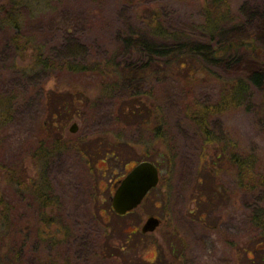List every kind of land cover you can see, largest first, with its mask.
<instances>
[{
  "label": "rangeland",
  "instance_id": "obj_1",
  "mask_svg": "<svg viewBox=\"0 0 264 264\" xmlns=\"http://www.w3.org/2000/svg\"><path fill=\"white\" fill-rule=\"evenodd\" d=\"M5 1L0 214L10 227L0 234V264H264V86L206 116L208 133L188 109L216 106L258 57L251 48L217 63L199 54L188 82L176 63L148 59L135 43H158L150 37L160 25L188 43L244 35L259 49L264 0H39L14 11L20 47L2 19ZM37 46L50 66H37ZM98 61L102 72L91 69ZM73 62L87 70H70ZM232 154L250 159L249 173H236ZM145 158L159 182L118 215L114 185ZM149 215L161 224L142 234Z\"/></svg>",
  "mask_w": 264,
  "mask_h": 264
},
{
  "label": "trees",
  "instance_id": "obj_2",
  "mask_svg": "<svg viewBox=\"0 0 264 264\" xmlns=\"http://www.w3.org/2000/svg\"><path fill=\"white\" fill-rule=\"evenodd\" d=\"M38 1L39 0L5 1L6 6H4V11L6 16H4L2 19L12 29V41L15 43V45H17V47H20V45H22L19 44L21 18L16 13H14V11L15 9H18L17 6H31V4H37ZM219 19L214 20L212 22L210 21L207 24L206 30L211 33L216 32L218 29V22L221 20ZM262 24L264 30V22ZM152 31L154 35L152 34L150 38L157 41L159 40L158 43L149 42L146 40V37L143 36H138L136 38L135 43L147 52L148 59H151V57L154 59H157L158 57H164V59H166L168 63H176L175 65L177 69L185 70V77L188 82H192L196 78H194V76L200 65L196 56L199 54L201 57H203L204 60H207L208 62L212 63H217L222 61V57L226 56L228 51L231 49L236 50L238 48H251L253 51L249 54L255 55L258 57V59H260L259 61L258 59H255L250 56L252 58L253 64H255L254 67H250L241 71L237 70L238 73L240 72V74L237 75L238 77H235L233 79V82L228 87V95L221 101H218L216 106L205 105L200 107L199 109L193 106L188 108L190 112V117L196 123L200 131L203 133H208V120L206 121V116H209L216 110L219 111L218 109L223 107V105H238L250 93L249 87L255 86L257 88H261L264 86V46L257 49L256 46L253 44V40L251 38H248L249 36L234 35L228 38L223 44H220V40H217L220 45L216 44L217 46H215L210 42L188 43L187 39L189 36L186 35V33L179 31L178 29L166 30L162 26L156 25L152 27ZM220 34H222V32H220ZM261 34L264 35V31ZM182 39H184L185 43L180 42ZM35 60L37 61V66L40 65L43 68H46L51 65L49 57L44 55L41 46H37V54L35 55ZM67 67L70 70H87V66L85 64L77 62L69 63ZM91 69H99V71L102 72L103 67L101 65V62L98 61L95 65H91ZM248 161H250L249 158H244L243 160H241L237 158L234 154H232L231 156V164L234 166V169L238 174H241L244 170H246V173L249 171ZM246 179H248L249 181V176H247ZM259 185L263 190L264 200V176L259 180ZM36 196L38 198L44 197L42 188H39L38 186ZM258 219H261L260 214L258 215ZM261 226L262 228H264V223H262ZM9 227L10 225L6 221V217L3 214H0V234L3 235L5 233H3V231Z\"/></svg>",
  "mask_w": 264,
  "mask_h": 264
},
{
  "label": "water",
  "instance_id": "obj_3",
  "mask_svg": "<svg viewBox=\"0 0 264 264\" xmlns=\"http://www.w3.org/2000/svg\"><path fill=\"white\" fill-rule=\"evenodd\" d=\"M76 123H72L69 130L74 132ZM160 172L157 165L151 160H140L134 164L126 174L118 180L111 195V207L119 215H123L137 208L147 192L157 186ZM161 224V219L149 215L140 226L142 233L154 231Z\"/></svg>",
  "mask_w": 264,
  "mask_h": 264
},
{
  "label": "flooded vegetation",
  "instance_id": "obj_4",
  "mask_svg": "<svg viewBox=\"0 0 264 264\" xmlns=\"http://www.w3.org/2000/svg\"><path fill=\"white\" fill-rule=\"evenodd\" d=\"M116 185V184H115ZM115 185H114V187H115ZM147 196V195H146ZM141 204V203H140ZM136 209V208H135ZM134 210V209H133ZM133 210H131V211H133ZM131 211H129V212H131ZM129 212H127V213H129ZM127 213H125V214H127ZM124 215V214H123ZM141 232V231H140ZM142 233V232H141ZM149 233V232H148ZM142 234H146V233H142Z\"/></svg>",
  "mask_w": 264,
  "mask_h": 264
}]
</instances>
